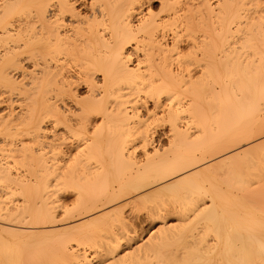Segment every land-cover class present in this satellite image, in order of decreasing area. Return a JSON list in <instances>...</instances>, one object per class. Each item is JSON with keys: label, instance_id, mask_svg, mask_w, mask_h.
<instances>
[{"label": "bare ground", "instance_id": "bare-ground-1", "mask_svg": "<svg viewBox=\"0 0 264 264\" xmlns=\"http://www.w3.org/2000/svg\"><path fill=\"white\" fill-rule=\"evenodd\" d=\"M0 264H264V0H0Z\"/></svg>", "mask_w": 264, "mask_h": 264}, {"label": "rangeland", "instance_id": "rangeland-1", "mask_svg": "<svg viewBox=\"0 0 264 264\" xmlns=\"http://www.w3.org/2000/svg\"><path fill=\"white\" fill-rule=\"evenodd\" d=\"M164 142H165L164 136L160 137V139L159 138L157 139V143H164Z\"/></svg>", "mask_w": 264, "mask_h": 264}]
</instances>
